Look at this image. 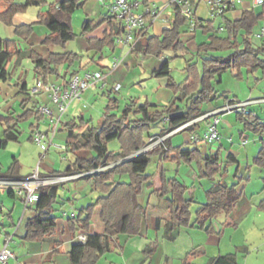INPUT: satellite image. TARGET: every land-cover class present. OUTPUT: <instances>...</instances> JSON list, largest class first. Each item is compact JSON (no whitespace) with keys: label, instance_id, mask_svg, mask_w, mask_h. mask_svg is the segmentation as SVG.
I'll use <instances>...</instances> for the list:
<instances>
[{"label":"trees","instance_id":"1","mask_svg":"<svg viewBox=\"0 0 264 264\" xmlns=\"http://www.w3.org/2000/svg\"><path fill=\"white\" fill-rule=\"evenodd\" d=\"M46 1L25 0L23 3H9L0 10V21L12 24L17 13L24 12L31 5ZM85 2L86 0H62L59 4L51 3L45 12H41L38 23L45 25L48 29L43 43L65 44L75 39L77 33L72 27V15L76 9L82 8ZM173 8V17L170 24L164 27L162 35L149 36L147 43L142 45L140 50L138 48L136 50L144 55L163 58L170 50L176 52L186 49L181 34L188 20L178 4H173ZM229 10L231 8L220 15L224 19L227 31L225 37L217 35L218 29L214 27L213 19L208 22V26L201 23L197 25L194 32L198 28H204V31H212V35L209 36V42L198 45L197 59L186 60L187 76L184 81L176 82L171 76L169 59L163 60L161 67L152 73L154 77H168L167 86L174 91V97L166 107L146 112L145 109L149 107V104H139L137 99H133L121 108L120 99L117 96H110L103 112V120L99 125L93 124L91 119H86L82 115L65 123L67 149L73 152L88 150L90 155L87 157L77 155L65 169L53 171L50 175H74L109 166L82 177L91 181L94 190L100 192V195L96 202L80 208L76 218L69 219V227L74 237L80 229L88 231L86 242H75L69 251L72 264H96L102 254L117 246L116 237L119 234L140 233L142 222L148 218V211L140 202L139 196L144 185L150 187L154 185L155 174L148 173L147 168L155 154L161 162V168L158 170L161 186L152 191H156L158 196L167 200V209L174 217L176 225L197 226L210 232L212 225L210 223L207 226L206 221H212L221 212L231 213L240 201L242 193L237 188V184L230 185L219 180L206 190V201L193 212L191 208L195 203V195L190 192L191 187L175 176L168 177L167 169L163 165L165 163L191 165L196 162L199 165V178L213 179L224 168L220 152L204 155L197 146H174L171 143V136L154 149L138 153L151 143L152 137L156 136L151 131L152 124L159 121L166 122L161 130L162 134H166L206 114L207 111L204 108L206 104L225 96L224 93L219 94L216 89V84L221 82L225 72L236 71L235 76L241 78L243 69L250 72L262 70L264 77V42L255 46L250 38L262 14L245 10L241 19L230 20L225 18ZM103 21H108L110 31H106L102 38L87 39L88 52L94 51L95 54L89 57L86 64L93 62L101 65L99 61L107 57L106 50L112 53L116 50V36L122 33L123 28L113 22L110 14H106ZM103 21L96 22L92 18H87L81 34L86 35L93 31ZM32 28L33 24L29 25L27 32L29 33ZM242 29L245 30V34L240 41L239 33ZM224 50L233 51L226 56L214 54ZM20 54L21 51L11 50L8 46L0 47V78L2 80L7 79L8 62L14 56L20 58ZM30 57L35 63L37 75L42 76L46 82L50 74H57L59 66L66 65L69 68L82 59L81 54L70 50L50 52L48 58L31 51ZM199 61H201V68ZM79 71L76 69L73 74ZM21 90L26 92L29 89L24 84ZM225 98L229 99V96ZM30 101L31 96L24 99L22 105L26 107ZM32 115L39 119L43 118L38 111L37 101L24 113L16 114L14 111H9L8 115L0 114V122L4 126L3 136L0 137V149L5 148L10 141L19 140L21 133L18 128L19 123ZM238 116L246 122L247 127L250 126L253 130L264 133V124L254 119L252 115L238 114ZM183 131L193 133L194 126H189ZM115 139L119 141V150L109 148V144ZM132 155L134 156L129 158ZM255 163L264 168V145L255 158ZM0 177H19L16 158L7 171L0 169ZM65 183L40 188L37 201L27 210L22 221V228L20 232L17 229L15 235L26 241H45L57 233L58 216L53 215L56 206L60 207L65 204V201H72L60 198L59 193ZM189 192L190 195H188ZM8 193L15 196L12 190H8ZM260 206L264 208V200ZM98 210L102 225V233L99 237L89 232ZM193 216L195 220L192 222ZM194 254H196L195 250L190 253V255ZM209 264L239 263L235 254H227L212 258Z\"/></svg>","mask_w":264,"mask_h":264},{"label":"rangeland","instance_id":"2","mask_svg":"<svg viewBox=\"0 0 264 264\" xmlns=\"http://www.w3.org/2000/svg\"><path fill=\"white\" fill-rule=\"evenodd\" d=\"M10 1L13 2V0ZM5 3L6 1H3L2 5H4ZM168 12L172 16V8H169ZM198 14L205 18L210 17V13L208 14L204 2L201 3ZM87 18L88 17L86 13H84L82 8L76 9L72 15V27L74 32L77 33V37L66 42L65 44H43L48 48L53 47L55 51L58 52H64L67 50L77 51L79 54L84 56L86 63L89 60L90 55L95 54V52L90 53L88 52V50H85L80 46V38L82 35L81 33L84 22ZM90 18H93L94 21L98 22L100 16H94ZM220 22V17H216L215 25L218 26ZM40 25L42 26L43 24ZM43 26L45 27V25ZM157 31H159V28H157ZM187 35L189 36V33ZM146 40L147 35L144 37L143 42H146ZM185 46V50L183 49L176 52L172 50L171 52H169L170 57H172L170 59L171 76L176 82L184 81L187 76V73L185 71V66L187 63L186 60L189 58L197 59V40H188L186 41ZM127 51L120 53L119 49H116V52L112 53L110 50H106L107 57L101 60V65H98L96 63L88 64L89 70L100 69L102 65L108 66L105 69L107 70V77H110L108 78V80L106 78V87H93L91 89H88L83 93L81 99L70 105L67 115L65 117L63 116L62 118L60 130L55 137L54 144L50 146L48 152L45 155L43 154L40 145L37 144L33 139H31V134L33 130L32 125H39V129H41L42 131H46L47 129H49L47 117L39 119L35 115H32L21 121L18 125V128L21 132L19 140L10 141L5 148L0 150L1 171H7L10 167H12L15 157H17L18 159V172L20 174V177H27L35 172L46 173L52 170L65 169L70 164V162L75 159V157L78 155V152H73L67 149L66 133L61 130L62 127H65L64 122L68 121L70 118L73 119L74 114L85 113L86 119H91L93 124L99 125L103 120V112L110 96H117L120 99L121 108L124 107L126 102L129 103L131 101V96L138 97L137 100L139 104H149V107L145 109V111H153L155 108L162 109L166 107L170 103L171 97H174L173 89L167 86L168 77H151L150 75L148 76V74H144V67L139 60L141 58L140 55H135L133 53L130 54L127 53ZM223 53V55H226V50H224ZM128 54L129 57L125 59ZM115 57L124 59L117 68L112 70ZM22 61V67L19 69V71L21 72L23 70L24 77H26V81H28L29 83V90L26 92L15 94L16 90L14 88L15 86L13 85L14 81L10 80L9 82H5L0 78V86L2 87L0 88V114L8 115V107H10V110L12 109L11 112L14 111L16 112V114L24 113L27 109L32 108L34 103L38 100L37 96H33L31 94V90L35 84L33 73L35 63L32 62L33 59L31 57H25L22 59ZM199 66L201 68V61H199ZM117 85H120V88L118 90L114 89ZM255 85L256 83L252 75L250 77V80H248V77L238 78L231 72H225L223 81L221 83H217L216 87L218 90L225 92L226 89L232 88V91L234 93L230 92L228 94L229 99L234 98L237 101H246L249 97L245 96L244 91L249 90L250 92V89H252L255 95L257 93L259 94L261 90L264 91V83L262 85H258V88L261 86L259 89L252 88ZM237 92L239 93V96L234 95ZM7 94L10 96V98H8V101L5 100ZM30 96L31 101L28 102V105L26 107H24L22 105L24 99L29 98ZM227 101L228 99L222 97L214 101V105L216 104V102H218V104L222 106ZM156 104L158 105V107L152 106ZM253 104H259L252 103L250 105L251 108L254 107L255 109H257L259 115L258 121H260V119L262 120L264 118V109L259 106H252ZM208 105L209 104H206L205 108H207ZM249 108L250 106H248V109ZM236 117H238V113L236 112L223 114L221 118V122L223 123L221 124V126L227 125L228 123L233 125V120H235ZM238 123L242 124L243 130H245V136L244 138L236 136L235 142L236 144H240L238 150L240 153V157H247L250 168H247L245 164H242L238 170V166L236 164L230 163L226 171H222L213 179H207L199 178V165L194 162L193 164L188 166H190L191 169L194 170V172H197L196 177H194V175H190V177L186 178V174L184 175V178H180V180L191 187V191L196 197L195 203L192 205L193 212H195V210L201 203H204L206 201V189L211 187V185L219 180H223L230 185L237 184L238 189L242 190L243 197L239 203L240 207L238 208V210L233 211V214L221 212L213 219L216 229H222L221 235H219L218 233L210 235L204 231L199 230L198 228H178L179 231L182 230L183 234H188V236L192 237L194 243H202L207 249L208 256H212L220 252H233L236 250L237 246H245L248 251L245 252L246 257L242 261L243 264H264V208L260 209L257 204L261 199L264 198V168L260 167L253 161L254 157L258 153V149L264 143V133L257 132L250 128V126L245 128L246 122L241 119H239V121H236V126H240L238 125ZM165 125L166 122L164 121H159L155 124H152L151 131L156 134V138L154 139V141L159 140V143H154L151 147H149V149H154L160 144V142L162 141L161 138L164 136L161 133V130ZM204 129L205 122H203L201 126L196 127L194 133L202 137L204 134ZM3 131L4 126L0 122V137L3 136ZM187 135L188 133L184 131L181 134H177L174 139L176 142H179L184 140L185 136ZM262 138L263 141L261 140ZM243 140L247 141L246 146L243 145ZM112 142L111 143L114 144L119 141L118 139H115L112 140ZM219 143L220 140H216L212 143V147L214 150H217L219 148ZM199 144L203 145L205 143L201 142ZM57 146H62L63 149H58ZM168 165L169 163L165 164V167H168ZM159 168H161V166L158 162V156L155 154L152 156V161L147 168V172L156 174L158 173ZM167 175L168 177H174L175 172L168 170ZM158 180L159 179H156V185L154 184L151 187L144 185L142 193L139 196V200L145 207H148V204L150 203V196L152 195L151 191L159 185ZM190 182L193 184H191ZM67 184H69L68 187L61 188L60 196L63 195L62 197L67 198L69 195H71L70 193H73V197H75L73 206H75L78 210L89 205L90 203L96 202L98 196L100 195V192L94 189L91 190V186L85 187L84 184L76 185L77 182L74 181H69V183ZM188 195H190V192L188 193ZM158 198L164 199V197L160 196H158ZM165 201L167 203V200ZM13 204H16V208H14V210H12ZM73 206H71V203H69L65 205V207L63 205H61L60 207L61 209L70 210V208H72ZM0 207L4 209V214L0 212V219L4 218V223L6 224L7 229L9 231H12L14 227H11V219L8 216V210L11 209L13 217L17 219L22 215L24 211V202L17 196H9L7 193V188L0 186ZM58 209L59 206L57 205L56 211L53 215L58 216L60 214ZM13 246V242H11V249Z\"/></svg>","mask_w":264,"mask_h":264},{"label":"crops","instance_id":"3","mask_svg":"<svg viewBox=\"0 0 264 264\" xmlns=\"http://www.w3.org/2000/svg\"><path fill=\"white\" fill-rule=\"evenodd\" d=\"M3 1L4 2L6 1L4 5H2ZM24 1L25 0H20V1L13 0V3H16V2L23 3ZM60 1L62 0H47L46 2L41 3V4L31 5L24 12L17 13L13 18L12 24H7L4 21H0V47L8 46L9 49L11 50L21 51L20 58H17L16 56H14L6 65L8 75H7V79L3 80L5 82H9L10 80L14 81L13 85L15 86L14 88L16 90L15 94L23 92L21 88L24 84H26L27 89H29L28 87L29 83L28 81H26V77H24L23 70L21 72L19 71V69L22 67L23 58L30 57L31 51H35L36 53H38L44 58H48V56L50 55V52H58V51H55L53 47H52L53 48L52 50V48H48L47 46L43 44V40L48 33V29L46 28V26L45 27L43 25L41 26L38 23V21H39V14L41 12H45L51 3L59 4ZM113 1L114 0H103V1L86 0V2L84 3L82 7V10L84 11V13H86L88 18L94 17V16H100V18L98 19V22L103 21V19L106 17V14H109V5ZM146 1L150 3H155L160 6L167 5L164 11V16H163L165 19H167V22H163L161 19L156 20L155 22L150 24L148 31L146 33L147 39L149 36H152V35L161 36L164 27L170 24V20L173 17V14H174L173 5L168 4L169 0H146ZM189 1L196 3L195 14H196V17L200 19L202 25L208 26L209 25L208 22L213 19V25L216 29H218L217 35L222 36V37L227 36L224 19L220 17V15H217V17H220L221 22L220 24H218V26H216L215 25L216 16L213 17L210 14L209 15L210 17L205 18L198 14V10L202 2L205 3V7H206L208 14L210 13L206 0H189ZM9 3H12V2L10 0H0V10H3ZM169 8H172V13H173L172 16L168 12ZM245 10H253L255 13L262 14L257 24L254 26L253 32L250 36L251 41L254 43L255 46H257L261 44L262 42H264V35L263 36L258 35L261 32L262 28H264V3L257 4L255 3V0H243L242 3L236 4L233 8H231V10H229L226 13L225 18L227 17L230 20H239L242 18L243 12ZM113 22L120 25V23L115 18H113ZM32 24H33V28L28 33L27 28L29 25H32ZM157 28H159V31H157ZM183 30L184 31L181 34L182 40L185 43L186 41L191 40V39L197 40V49L200 43L209 42L210 41L209 36L212 35V31H204V28H198L196 32L194 33L190 32L188 22L183 27ZM106 31L108 32L110 31L109 23L108 21H103L98 28L87 33L86 35H81V38H80L81 48L88 50L89 45H88L87 39L89 37L102 38ZM188 33H189V36L187 35ZM244 34H245V30L242 29L239 33L240 41H242ZM187 37H190V38H187ZM145 43H147V40L146 42H143L142 44H140L138 46V49ZM116 49H119L120 53L124 51L126 52L128 50V46L121 47L116 43ZM139 50H136L137 52L136 51L130 52V54L133 53L135 55H140L141 58L139 60L141 61V64L144 67L143 73L148 74V76L150 75L151 77H154L152 76V73L161 67L163 60H166V59L170 60L172 58L170 57V54H169V52H171L172 50L166 52L163 58H157L153 55H144ZM70 51H74V50H70ZM232 51L233 50H226V55H229ZM74 52H77V51H74ZM93 52L94 51H90V53H93ZM115 52L116 50L113 53ZM214 54L226 56V55H223L224 54L223 51L215 52ZM90 56H93V55H90ZM128 57H129V54L126 56L125 59H127ZM32 62L34 63V61ZM92 63L93 62H91V64ZM99 63L102 64L101 61H99ZM88 66L89 65L85 63V58L82 55V59L80 60V62L75 63L73 66L69 68H67L66 65L59 66L57 74L49 75L48 82L62 83L70 75L73 74L74 70L79 69L80 70L79 73H83L85 70H89ZM101 67L103 68L95 69V70H103L104 72L107 73V70L105 68L108 66L102 65ZM228 72H231V71H228ZM33 73H34V80H35L36 77L38 76L35 71V68H34ZM231 73L235 75L236 71H233ZM251 75L254 77V81L256 83L255 85L256 87L253 86L252 88H258V85H262L264 83V77H263L262 70H256L254 72H250V71H247L246 69H243L241 78L248 77V80H250ZM223 76L224 74L221 77V82L223 81ZM109 77L110 76L107 77V80ZM96 87L99 88L101 86L98 85ZM0 88L2 87L0 86ZM218 92L219 94L224 93L225 94L224 98L229 96L228 94L230 92L234 93L232 91V88L226 89V92L220 91V90H218ZM253 92L254 91L250 89V92L249 90H246L244 91V94L246 97H249L248 98L249 100L264 99V91L261 90V92L259 94L257 93L256 95ZM238 94L239 93L237 92L234 95L239 96ZM8 98H10V96L7 94L5 100L8 101ZM37 98H38L37 100L38 105L44 103V104H48L49 106L54 107V105L50 101L48 93H41L37 96ZM137 98L138 97H134V96L130 97L131 100L137 99ZM172 99L173 97H171V101ZM253 103H258L259 105L253 104L252 106H257V107L259 106L262 109H264V102H253ZM152 106L158 107L157 104L152 105ZM220 106L221 105H219L218 102H216L215 105H214V102H212V103H209L207 108H205V106L204 108L206 109L207 112H209ZM248 106H250L249 109L251 111L255 112L257 116H259L257 109H255L254 107L251 108L250 104ZM9 108L10 107H8V110L11 111L12 109L10 110ZM154 110H158V108H155ZM67 112L68 110L64 114V117L67 115ZM81 115L84 118H86L85 113H77V114H74L73 117L77 118ZM239 119H241L239 116L236 117L235 120H233L234 121L233 125L228 123L227 125L221 126L223 122H220V125H219V133H220V139H219L220 143L219 144L220 146L217 150L213 149L212 144L200 145V144L192 143L191 138H190L192 133H190L189 131H185L188 133V135L185 136L184 140L179 141V142H176L174 138L177 134H181L184 131L173 135L171 137V143L174 146H180V145L191 146V147L197 146L204 155L220 152L221 159L224 165V168L222 169V171H226L230 163L236 164L238 166L237 167L238 170L242 164H245L247 168H250L247 157L245 158L240 157V153L238 151L240 144H236L235 142L236 136H239L241 138L242 137L244 138L245 136L244 135L245 130H243L242 124L238 123V125L240 126H236V121H239ZM69 120H71V118ZM66 122H64V126ZM203 122L205 121L200 120L197 123V127L201 126ZM32 128H33L32 134L36 130H41L39 129V125H32ZM245 128H247V125ZM61 130H63L66 133V139H67L66 127H62ZM31 139L33 138L31 137ZM261 140L263 141V138ZM112 143L109 144V148L111 150H119L120 144L118 142L114 144ZM243 145L246 146L247 142ZM263 145L264 143L262 144V146ZM262 146H260V148L258 149V153L253 159L254 162ZM77 152H78V156H81V157H87L90 155V152L88 150H80ZM132 156H129V158ZM15 158L17 159V157ZM158 162H159V165L161 166V162L159 160ZM165 164H164V167H165ZM165 168L167 169V171L171 170L175 172V177L178 178L179 180L180 178H184V175L186 174H187L186 178L190 177V175H194V177H196V174H197L196 171L194 172V170L191 169V167L185 163L180 164V165H178L177 163H169L168 167H165ZM53 171H56V170H52V171H49L46 173H40V174L50 175ZM92 172L93 171H91V173ZM82 177L72 179L69 181L77 182L76 185L84 184L85 187L91 186L90 189L93 190L94 187L92 186V182L87 179H83ZM156 179H159L158 180L159 185L155 187L157 189L161 186V177H160L159 171L154 176L155 185H156ZM69 181H67L62 186V188L68 187L69 184L67 183H69ZM190 192L194 194L191 191V189H190ZM240 192L242 193V197H243L242 190H240ZM7 193H8V190H7ZM151 193L152 195L150 196V203L148 204V207H146L148 211V218L147 220L142 222L140 233L137 235L119 234L116 237L117 246L114 247L113 250L102 254L96 264H209L212 258L218 257L220 255H227V254H235L238 263L243 264L242 261L246 257L245 252L248 251V249L245 248V246H242V247L237 246L236 250L233 252H229V253L220 252L218 254L208 256L207 249L202 243H194L192 237L188 236V234H183L182 230L179 231V228H178V227H185L186 229L198 228L199 230L204 231L210 235H214L215 233H218L219 235H221L222 229L220 230H218V228L216 229V227L214 226L213 220L206 221L207 226L210 223L212 225V230L210 232H207L205 229L199 228L197 226H178L176 225L174 217L169 213L167 209V203L165 201L166 199L165 198L159 199L156 191L155 192L151 191ZM70 194L71 195H69L67 198L62 197L63 195L60 196L61 199L65 198V199L72 200L70 202L65 201V204L63 205L64 207L65 205L69 203H71V206L74 205L75 197H73L74 196L73 193H70ZM8 195L11 197H15L13 195H10L9 193ZM242 197L240 201L242 200ZM263 200L264 198L261 199L257 203L260 209L262 208L260 204ZM240 201L238 202L236 207L233 209V211L238 210V208L240 207L239 205ZM12 207H13L12 210H14V208H16V204H13ZM75 208L76 207L73 206L72 208H70V210H65L59 207L58 210L60 214L58 215V220H57V223H58L57 233L53 236H50L45 241H26L22 239L20 236L15 235L14 240H13L14 246L12 247V250L14 251L16 255V261L18 262V264H72L70 254H69V251L72 245L77 241L80 242L78 237L81 234L87 235L88 233V231L80 229L75 237L72 235V231L69 227V219H74L78 215V209L77 208L75 209ZM12 210L11 209L8 210V214H9L8 216L11 219V223H10L11 227H14L12 231H9L7 229L6 224L4 223V218L0 219V249L3 247L7 236L12 234L17 229H18V232H20L22 228V221L25 215L27 214V212L24 214V211H23L22 215L21 216L19 215L20 217L16 219L13 217V213H11ZM233 211L231 212L232 214L234 213ZM0 212L4 214V209L1 207H0ZM63 212H67V215L64 216ZM72 213H75L74 217L71 216ZM193 220H195V216H193L192 222ZM89 232L95 233L97 237H99V235L102 233V225L99 220V210L95 214L94 219L92 220V224L90 225ZM194 250L196 251V254L190 255V253Z\"/></svg>","mask_w":264,"mask_h":264},{"label":"built area","instance_id":"4","mask_svg":"<svg viewBox=\"0 0 264 264\" xmlns=\"http://www.w3.org/2000/svg\"><path fill=\"white\" fill-rule=\"evenodd\" d=\"M242 2L243 0H206L209 12L213 17L223 14L229 8H233L236 4ZM255 3L263 4L264 0H255ZM168 4H178L180 6L181 12L188 20L189 31L194 32L197 25L201 23L200 19L196 17L195 14L196 3L189 0H169ZM166 7L167 5L160 6L146 0H114L109 5V14L115 18L123 28L122 33L116 37V43L121 47L128 46L127 53L134 52L139 44L143 43L151 23L158 19L167 22V19L163 17ZM258 35H264V28H262ZM123 59L124 58L115 57L112 70L117 68L121 62H123ZM106 78L107 73L101 70H85L83 73L72 74L62 83L46 82L40 75L36 77L31 94L33 96H38L41 93H48L50 101L54 105V107H52L42 103L38 106L39 113L48 119L49 129L47 131L36 130L32 134L33 140L40 145L44 155L48 152L50 146L54 144L55 136L62 123V118L70 105L74 101L81 99L86 90L98 85L103 88L106 87ZM119 88L120 85H117L114 89L118 90ZM253 102H264V99H248L246 101H237L234 98L228 99L224 105L163 134L164 136L161 138L162 141H160L163 142L168 136L182 132L189 126H194L195 132L197 123L200 120H204L205 129L203 136L200 137V135L193 132L190 137L191 142L195 144L201 142L212 144L220 139L219 125L223 114L236 112L245 116L252 115L254 118L259 119V116H257L255 112L248 109V105ZM165 121H167V119H165ZM259 122L264 124V118L262 120L260 119ZM155 138L156 136L152 137L151 143L138 153L149 150V147L154 143H159V140L154 141ZM246 142V140H243V144ZM57 148L63 149L62 146H57ZM107 167L99 168L98 170H103ZM90 173L91 172H84L66 176L42 175L39 172H35L27 177H0V186L7 188V190H12L15 196L19 197L24 202L25 214L29 207L37 201L41 187L61 184ZM63 214L65 216L67 212H63ZM71 216L74 217L75 213H72ZM15 232L16 230L13 234L6 237L3 247L0 249V264H18L16 255L10 247L11 242L14 240ZM78 239L80 242L84 243L87 240V235L81 234Z\"/></svg>","mask_w":264,"mask_h":264}]
</instances>
